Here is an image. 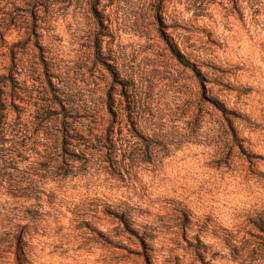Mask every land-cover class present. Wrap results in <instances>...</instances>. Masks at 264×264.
I'll return each mask as SVG.
<instances>
[{
    "label": "rangeland",
    "instance_id": "374dc122",
    "mask_svg": "<svg viewBox=\"0 0 264 264\" xmlns=\"http://www.w3.org/2000/svg\"><path fill=\"white\" fill-rule=\"evenodd\" d=\"M0 264H264V0H0Z\"/></svg>",
    "mask_w": 264,
    "mask_h": 264
}]
</instances>
